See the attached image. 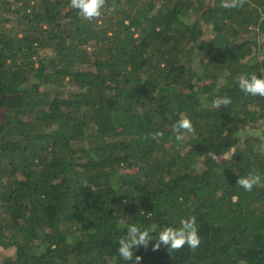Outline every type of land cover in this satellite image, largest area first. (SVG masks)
<instances>
[{
  "label": "trees",
  "instance_id": "1",
  "mask_svg": "<svg viewBox=\"0 0 264 264\" xmlns=\"http://www.w3.org/2000/svg\"><path fill=\"white\" fill-rule=\"evenodd\" d=\"M0 0V264H131L118 241L196 217L201 238L139 264H264V0ZM217 96L231 98L220 109ZM184 115V143L172 125ZM162 131L157 143L146 139ZM209 153H215L213 160Z\"/></svg>",
  "mask_w": 264,
  "mask_h": 264
},
{
  "label": "clouds",
  "instance_id": "2",
  "mask_svg": "<svg viewBox=\"0 0 264 264\" xmlns=\"http://www.w3.org/2000/svg\"><path fill=\"white\" fill-rule=\"evenodd\" d=\"M247 0H221L220 6L224 8H243ZM107 0H70V7L78 10L80 17L86 21L98 20L102 15ZM239 89L245 94L251 96L264 97V77L258 76L255 73L242 75L237 78ZM231 104V98L227 96H217L213 99L211 106L220 109L221 106L227 107ZM171 131L174 133L175 140L179 143H184L189 134L195 132L194 125L190 118L181 115L180 118L172 125ZM241 135H254L261 139V143L257 146L258 153L264 157V132L260 130L252 131L245 130ZM157 143L164 139L162 131H156L146 137ZM213 160L216 159L215 153H209ZM237 185L245 191H252L255 186L264 187V176L259 172H250L246 176H239ZM155 225L151 228L144 229L135 224H130L127 227V235L121 237L118 241V253L123 261L131 262V264H139L142 259L140 255L134 254V248H147L151 241H155L152 245L153 251H158L161 246L168 249L170 253L177 252L186 245L192 249H197L201 244V238L196 224V217L192 216L184 218L180 221L179 226H168L161 229L158 235L154 238L152 231Z\"/></svg>",
  "mask_w": 264,
  "mask_h": 264
},
{
  "label": "built area",
  "instance_id": "3",
  "mask_svg": "<svg viewBox=\"0 0 264 264\" xmlns=\"http://www.w3.org/2000/svg\"><path fill=\"white\" fill-rule=\"evenodd\" d=\"M262 124H263V127H264V119H263V122H262Z\"/></svg>",
  "mask_w": 264,
  "mask_h": 264
}]
</instances>
